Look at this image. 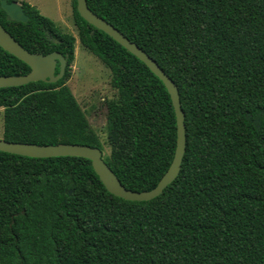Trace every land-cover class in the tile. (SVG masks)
Listing matches in <instances>:
<instances>
[{"label":"trees","instance_id":"1","mask_svg":"<svg viewBox=\"0 0 264 264\" xmlns=\"http://www.w3.org/2000/svg\"><path fill=\"white\" fill-rule=\"evenodd\" d=\"M87 3L178 87L182 168L159 197L131 202L110 194L87 159L0 152V264H264V0ZM21 5L27 24L8 21L1 8L0 24L31 53H61L67 67L54 84L0 89L3 139L103 151L66 85L76 38ZM73 20L117 92L107 103L103 159L126 189L150 191L176 151L171 97L145 64L79 15L77 0ZM29 72L0 46V76Z\"/></svg>","mask_w":264,"mask_h":264},{"label":"water","instance_id":"2","mask_svg":"<svg viewBox=\"0 0 264 264\" xmlns=\"http://www.w3.org/2000/svg\"><path fill=\"white\" fill-rule=\"evenodd\" d=\"M0 8L6 14L7 20L27 24L29 16L25 13L21 3L0 0ZM77 12L90 25L104 32L124 49L138 58L149 70L165 85L175 110L177 119V144L173 161L168 171L161 178L157 186L147 192H133L126 189L115 173L103 159V152L97 147L79 144L37 145L28 143L8 142L0 140V152L36 159L59 157L84 158L91 162L92 167L106 190L123 200L131 202H145L159 197L164 190L179 176L186 153V127L185 113L182 109L179 90L174 81L161 69L137 44L130 41L113 25L95 14L88 6L87 0H77ZM50 38V37H49ZM0 46L30 68V72L21 76H0V89L21 87L33 82L54 84L61 80L66 71L67 62L59 52L47 55L34 54L26 50L15 38L0 24ZM57 67L59 73L56 74Z\"/></svg>","mask_w":264,"mask_h":264},{"label":"rangeland","instance_id":"3","mask_svg":"<svg viewBox=\"0 0 264 264\" xmlns=\"http://www.w3.org/2000/svg\"><path fill=\"white\" fill-rule=\"evenodd\" d=\"M21 1L35 7L40 14L76 38L75 60L66 85L85 113L91 129L99 137L103 156L108 157L110 148L107 144V103L117 97V92L110 84V70L79 41L73 20V0H18L19 3ZM3 134L4 109L0 108V140L3 139Z\"/></svg>","mask_w":264,"mask_h":264},{"label":"crops","instance_id":"4","mask_svg":"<svg viewBox=\"0 0 264 264\" xmlns=\"http://www.w3.org/2000/svg\"><path fill=\"white\" fill-rule=\"evenodd\" d=\"M73 2V1H72ZM56 24V23H55ZM57 25V24H56ZM61 28V27H60ZM62 29V28H61Z\"/></svg>","mask_w":264,"mask_h":264}]
</instances>
